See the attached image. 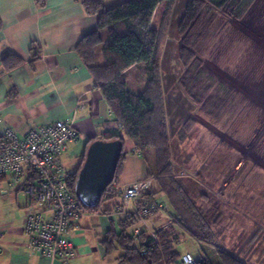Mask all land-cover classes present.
I'll use <instances>...</instances> for the list:
<instances>
[{"label": "trees", "instance_id": "obj_1", "mask_svg": "<svg viewBox=\"0 0 264 264\" xmlns=\"http://www.w3.org/2000/svg\"><path fill=\"white\" fill-rule=\"evenodd\" d=\"M37 1L41 6L45 5V0ZM237 1L188 0L179 22V60L183 72L174 82L185 97L192 100V111L200 106V111L213 119L220 118L225 101L194 93L187 82V72L195 63H202L198 52L205 33L207 10L226 14ZM173 2L125 0L107 7L106 0H80L85 13L97 17L98 28L83 37L77 45V53L101 89L114 120L120 125V133L88 141L78 169L69 175L70 184L75 189L90 143L97 139L119 138L125 144L129 138L145 160L150 151L154 153V162L147 160V177H154L152 190L142 197L141 202L164 201V211L171 226L160 229L156 237L146 230L135 236L132 231L140 223L138 216L136 213L122 215L118 220H112L101 242L107 254L121 251L117 258L120 264H179L181 253L176 246L181 231H185L200 245L210 247L218 257L217 261L209 257L197 258L195 264H264V215L261 214L252 224H245L237 242L229 243L227 228L223 224L224 211L211 204L212 196L196 180L179 177L181 170L172 161L177 139L182 140L195 125L193 117L186 116L175 128L177 139L174 141L166 105L167 90L173 84L163 71V45ZM104 31H107L106 36ZM20 63L18 59L11 66ZM125 162L123 150L113 183L97 206L83 204L86 213L112 214L116 204L113 206L112 202L120 196V178ZM198 199L207 203L201 205Z\"/></svg>", "mask_w": 264, "mask_h": 264}, {"label": "crops", "instance_id": "obj_2", "mask_svg": "<svg viewBox=\"0 0 264 264\" xmlns=\"http://www.w3.org/2000/svg\"><path fill=\"white\" fill-rule=\"evenodd\" d=\"M123 1L106 0V6ZM97 28V17L85 13L80 0H45L43 6L37 0H0V137L6 128L24 137L39 125L71 120L79 140L69 142L62 156L76 155L78 169L90 139L120 133L108 105L107 118L101 115L102 91L76 49L83 37ZM18 59L21 63L12 67ZM124 151L120 189L145 179L149 172L147 160L129 138ZM149 154L153 159L154 153ZM31 177L32 172L11 185L8 176H0V264H63L39 255L28 245L24 186ZM112 220L117 217L85 213L67 233L79 252L68 264H120L121 251L107 254L101 243ZM167 221L166 212L159 211L149 225L157 228Z\"/></svg>", "mask_w": 264, "mask_h": 264}, {"label": "rangeland", "instance_id": "obj_3", "mask_svg": "<svg viewBox=\"0 0 264 264\" xmlns=\"http://www.w3.org/2000/svg\"><path fill=\"white\" fill-rule=\"evenodd\" d=\"M187 3L174 0L163 45V71L173 84L167 90L166 105L174 141L175 128L186 116L195 121L184 138L177 139L172 161L181 170L179 177L196 180L212 196L211 204L224 211L223 224L231 243L245 224L264 215V0H238L226 14L206 12L198 52L202 63H195L186 79L194 93L225 101L219 119L207 116L200 106L192 111V100L174 82L183 72L178 27ZM147 160L154 162L150 155ZM62 161L69 172L79 163L69 153ZM176 248L181 253L179 264L186 254L218 260L210 247L200 245L185 231Z\"/></svg>", "mask_w": 264, "mask_h": 264}, {"label": "built area", "instance_id": "obj_4", "mask_svg": "<svg viewBox=\"0 0 264 264\" xmlns=\"http://www.w3.org/2000/svg\"><path fill=\"white\" fill-rule=\"evenodd\" d=\"M78 140L79 132L71 120L39 125L24 137L6 128L0 137V176H8L9 184L14 185L32 172L24 186L27 200L24 229L29 235L28 245L39 255L63 264L79 254L67 233L86 213L61 159L68 143ZM153 179L147 177L126 185L113 208V215L136 213L140 223L133 228L135 236L146 230L156 237L160 229L171 226L170 221L157 228L149 225L154 215L166 209L160 199L154 203L141 202L150 191ZM180 264H195V259L186 254Z\"/></svg>", "mask_w": 264, "mask_h": 264}, {"label": "water", "instance_id": "obj_5", "mask_svg": "<svg viewBox=\"0 0 264 264\" xmlns=\"http://www.w3.org/2000/svg\"><path fill=\"white\" fill-rule=\"evenodd\" d=\"M101 115L107 118V103L101 102ZM121 139H97L90 143L75 184L80 201L94 207L99 204L106 189L113 183L123 154Z\"/></svg>", "mask_w": 264, "mask_h": 264}]
</instances>
